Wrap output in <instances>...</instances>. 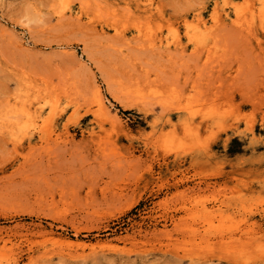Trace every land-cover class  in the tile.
<instances>
[{"label":"rangeland","instance_id":"374dc122","mask_svg":"<svg viewBox=\"0 0 264 264\" xmlns=\"http://www.w3.org/2000/svg\"><path fill=\"white\" fill-rule=\"evenodd\" d=\"M54 2L0 0V264H264V0Z\"/></svg>","mask_w":264,"mask_h":264},{"label":"bare ground","instance_id":"6f19581e","mask_svg":"<svg viewBox=\"0 0 264 264\" xmlns=\"http://www.w3.org/2000/svg\"><path fill=\"white\" fill-rule=\"evenodd\" d=\"M57 4H55L56 6L58 5V4H60L59 5V7L61 6V3H63L64 2V0H54ZM87 1V0H86ZM54 2V3H55ZM90 2V1H89ZM85 3V2H84ZM137 4L140 6V7H142V8H145V9H148L150 6V0H137ZM149 6V7H148ZM58 7V8H59ZM148 7V8H147ZM67 9V8H66ZM61 10V11H60ZM57 13V18H58V20L59 21H63L64 19H65V17L66 16H68L67 15V12H65L64 10H62V9H59V12H56ZM80 13H81V11H79V12H77V13H74V14H76V17H77V19L79 20V22H80V18H81V15H80ZM71 14V13H70ZM69 14V15H70ZM72 15V14H71ZM70 15V17H71V19L73 20V18H72V16ZM73 16H75V15H73ZM76 17H75V19H76ZM69 18V17H68ZM66 20H67V17H66ZM97 88H99V87H97ZM97 90V89H96ZM101 91V90H100ZM100 91H97V95L99 96L98 98H99V100H98V103H99V105H100V108L102 109V110H105L104 109V105H105V103L103 102V99H102V97H101V94H100ZM97 97V96H96ZM33 106V105H32ZM32 106H28L27 104H25L24 105V107H23V112L25 113V115H26V117H27V119H28V121H36V119H38V118H40L41 116V114H39V111H40V108L39 107H37L36 106V104L32 107ZM70 243V242H69Z\"/></svg>","mask_w":264,"mask_h":264}]
</instances>
